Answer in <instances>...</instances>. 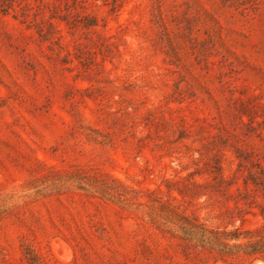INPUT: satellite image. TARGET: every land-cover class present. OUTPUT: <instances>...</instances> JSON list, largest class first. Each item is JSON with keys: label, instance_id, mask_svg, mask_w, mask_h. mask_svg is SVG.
I'll list each match as a JSON object with an SVG mask.
<instances>
[{"label": "rangeland", "instance_id": "374dc122", "mask_svg": "<svg viewBox=\"0 0 264 264\" xmlns=\"http://www.w3.org/2000/svg\"><path fill=\"white\" fill-rule=\"evenodd\" d=\"M261 169L264 0H0V264H264L174 223L262 229Z\"/></svg>", "mask_w": 264, "mask_h": 264}, {"label": "trees", "instance_id": "16d2710c", "mask_svg": "<svg viewBox=\"0 0 264 264\" xmlns=\"http://www.w3.org/2000/svg\"><path fill=\"white\" fill-rule=\"evenodd\" d=\"M250 178L254 184L260 185L264 188L263 169L259 170L255 174H251ZM87 187L92 191H104L100 188L90 185H87ZM149 210L152 216H157L159 219L167 221L160 214H156L155 207H151ZM168 222L171 223L169 220ZM174 223L182 231L187 240L196 242L203 246L217 248L223 253L234 254L243 252L251 255L264 254V226L262 229L259 228L257 230H247L245 232L241 231L240 229H235L233 232H222L219 230L210 229L203 224L200 225L196 222H192L188 218H182V220H177V222ZM241 238L247 239L248 242L245 244L240 243L230 245L231 241L238 242Z\"/></svg>", "mask_w": 264, "mask_h": 264}]
</instances>
